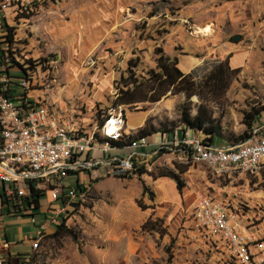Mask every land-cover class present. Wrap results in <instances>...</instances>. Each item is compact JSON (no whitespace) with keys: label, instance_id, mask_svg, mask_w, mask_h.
Returning a JSON list of instances; mask_svg holds the SVG:
<instances>
[{"label":"rangeland","instance_id":"obj_1","mask_svg":"<svg viewBox=\"0 0 264 264\" xmlns=\"http://www.w3.org/2000/svg\"><path fill=\"white\" fill-rule=\"evenodd\" d=\"M8 22L18 60L46 59L34 71L37 81L29 94L44 96L62 109L59 115L85 131L110 110L133 112L143 106L153 112L145 123L170 130L183 109L194 114L204 106L219 122L224 141L232 143L245 129L243 113L264 104V0H34ZM157 47L176 56L181 70L185 58L197 57V65L184 72L197 85L195 93L167 91L134 107L115 105L122 77L132 78L129 62L135 60L134 75H145L155 67ZM237 53L242 60L233 67L230 57ZM221 60L236 70L227 72L224 90L214 92L209 71ZM149 164L142 175L96 170L85 177L84 199L61 214L76 240L51 236L48 228L35 251L26 239L11 247L17 254H1L9 264H20L14 258L28 254L34 264H240L222 239L196 227L193 206L208 194L238 212L242 232L253 240V260L264 264V167L217 174L202 163H181L170 152ZM161 170L179 174L183 186L158 176ZM162 179L165 184L159 186ZM77 182L76 172L62 180L64 185ZM49 201L46 194L43 214L52 213ZM4 233L19 239L34 229L27 215L3 213L0 240Z\"/></svg>","mask_w":264,"mask_h":264},{"label":"built area","instance_id":"obj_2","mask_svg":"<svg viewBox=\"0 0 264 264\" xmlns=\"http://www.w3.org/2000/svg\"><path fill=\"white\" fill-rule=\"evenodd\" d=\"M33 1L0 0V33L6 24L10 26L9 17L18 14ZM36 78L37 72L28 71L17 78L0 69V216L2 198L13 199L34 227V233L28 237L32 251L42 242L49 225L55 224L61 214L85 197L87 185L79 184L77 187L62 183L67 174L78 170L93 173L97 170L96 166L102 165L106 168L103 174L122 175L132 171L136 155H148L143 151L148 139L143 136L123 147L127 150L123 156L107 155L105 159L88 157L96 150L108 153L114 147L110 140L123 136V111L110 110L96 129L78 130L39 98L29 97ZM108 127L113 129L109 131ZM95 133L106 139L101 141ZM141 150L142 153H139ZM155 152L157 157L163 152L175 154L181 163L205 164L217 174L260 170L264 167V108L252 125L249 137L241 142L209 145L203 143L198 134L188 130L178 138L161 139ZM148 164L146 168L150 169ZM29 190L40 192L38 206L31 201L26 205ZM46 194L50 199V216L41 210V201ZM57 200L60 203L51 204ZM192 216L199 231L222 239L228 254L238 263L256 264L250 250L253 240L242 232L238 212L229 209L224 199L208 194L199 196ZM23 258L25 264H34L31 254ZM0 264H8L1 253Z\"/></svg>","mask_w":264,"mask_h":264},{"label":"trees","instance_id":"obj_3","mask_svg":"<svg viewBox=\"0 0 264 264\" xmlns=\"http://www.w3.org/2000/svg\"><path fill=\"white\" fill-rule=\"evenodd\" d=\"M15 33L13 31L12 26H8L4 28V31L0 33V69L6 72H21L20 75H15L11 73L13 76L19 78L23 77L25 72H34L38 65L42 64L46 61L45 58L39 61H35L31 58H23L19 59L16 56V51L14 44ZM17 49V48H16ZM157 53V57L155 59V67L149 68L145 72V75H140L137 77L134 75V69L132 67L136 66L135 60L129 62L128 72L131 74V79L122 77V85L119 87V92L117 94L116 99L114 100V104H125L131 107L136 106L137 102H145V101H156L160 99L167 91L172 93L178 91H186L187 95H191L195 93L196 89L194 86H197L192 79H190V75L184 73L178 66V58L176 56H168L162 53V48L157 47L155 49ZM14 70V71H12ZM231 70L226 61H218L209 72V79L212 80V83L209 86L214 89V92H219L222 88L226 86L225 79L229 76L227 72L235 71ZM216 90V91H215ZM264 108V104L260 107H252L251 110H246L243 113L242 123L245 126V129L242 133L236 136V140L232 143H226L222 138L220 132V124L219 122L211 115V111L204 106H199L194 114H191L187 110H182L179 117V124L175 125L174 128H170V130L166 129H158L156 127H152L149 123H145L142 127L138 128L134 134L124 135L117 140H110L113 146L125 147L131 144L134 140L143 137L150 136L157 130H160L162 133H172L176 130H179V133L183 135L186 131L190 130L194 133L201 134V139L203 143L209 145H232L238 142H241L247 139L251 132V127L256 121V118L259 116L261 110ZM140 109H145V107H141ZM107 117L105 114L99 121V126L103 123L104 119ZM175 130V131H174ZM96 137L103 141L106 138L100 136V134L95 133ZM149 163V160L146 159L145 156L136 155L133 158V169L130 171L131 173L138 175H142L146 172V165ZM129 172V173H130ZM158 176L168 177L175 181L177 187L183 186L182 180L179 178V174L174 171L161 170L158 172ZM125 176H127L125 174ZM77 187L80 185L77 183ZM40 193V192H39ZM38 192H31L29 190V196L26 197V205L30 204V201L33 202L35 206H38V199L40 196ZM30 197V199H28ZM23 201V200H22ZM1 214L5 213L7 215L12 216H20L25 215L22 211L17 207L18 204L14 203L13 199L2 198L1 201ZM23 208L26 206L23 205ZM64 218L62 215L59 216L58 221L53 224L51 229V236L56 235H69L74 240L77 239L75 233L67 227L64 223ZM153 228V226H151ZM8 257L10 254L6 253ZM20 264H25V261L20 258H14ZM9 262V261H8ZM9 264V263H8Z\"/></svg>","mask_w":264,"mask_h":264},{"label":"crops","instance_id":"obj_4","mask_svg":"<svg viewBox=\"0 0 264 264\" xmlns=\"http://www.w3.org/2000/svg\"><path fill=\"white\" fill-rule=\"evenodd\" d=\"M230 60L234 64L233 67H237V66H239V64H240V62L242 60V54H240V53L234 54V55H232L230 57ZM198 61L199 60L197 59V57L188 56L183 61V63H182L183 65L182 64L180 65V66L183 67L182 71L183 72H189L192 68H194L197 65ZM29 97L32 98V99L39 98V100L44 102L46 105L50 106L52 108L53 112H56L58 115L60 113H62L61 112L62 109L61 110L60 109L57 110L56 107H53V105L51 103L49 104V102L44 98V96H41L40 94H36L35 96H33V94H29ZM159 103H161V102H159ZM161 104L163 105L165 103H161ZM151 113H153V112L149 111L148 108L139 109V110L133 111V112L123 111V114H124L123 134L124 135L132 134V130H135L136 128L142 127L145 124L147 118L149 116H151ZM108 114H109V112L107 113V116H108ZM65 119L69 121L68 117H66ZM76 123L77 122L73 121V124H72V122H71V124L76 129H79V130L83 131L84 129L78 128L76 126ZM98 126H99V124L94 126V127H92V128H89V130L96 129ZM178 136H181V134L179 133ZM146 137L148 139V145L144 148L143 151H144V153L148 154L145 157H146V159H148L150 161L153 158L157 157V155H156L157 153L155 152V148H156L157 144L160 142V140L161 139H166L167 137H169V138L174 137V135H172V133H169V132L168 133H162L160 130H157L156 132H154L150 136H146ZM126 151H127L126 148L119 147V146L115 145L108 153H103V152H100V151L96 150V151L90 152L89 153L90 156H88V157H92V158H96V159H105L107 155H110V156L111 155L123 156L126 153ZM139 153H142V150ZM96 169L101 174H103V172H105V170H106V168H104V166H102V165L101 166H96ZM79 171H84V172H79ZM76 173H77V180H78L77 183L80 184V185H87L86 184L87 183V179H85V177H87V176L90 177L91 171H89V170H78V171H76ZM165 181H166V179H162V182H160L161 184H159V186L162 185V184H165ZM70 186H72V185H70ZM42 201H43V199H42ZM43 209L44 208L42 207L41 210H43ZM10 216H12V215H10ZM47 216H50V214H48ZM41 219H42V216L38 217V221H40ZM51 227H53V224L49 225L48 228H51ZM33 229H34V227H33ZM28 237H31V236H29L27 233H23L22 235H20L19 239H14V237L11 238L7 234L4 233L3 234V238L0 240V253H3V251L5 250V253L8 252L11 256L14 255V254H17L18 251H12L11 247H13L16 244V241H18V240L26 241V239L28 240ZM27 242L29 244V240ZM1 250H3V251H1Z\"/></svg>","mask_w":264,"mask_h":264},{"label":"bare ground","instance_id":"obj_5","mask_svg":"<svg viewBox=\"0 0 264 264\" xmlns=\"http://www.w3.org/2000/svg\"><path fill=\"white\" fill-rule=\"evenodd\" d=\"M113 128L112 127H108V130L110 131V130H112Z\"/></svg>","mask_w":264,"mask_h":264},{"label":"water","instance_id":"obj_6","mask_svg":"<svg viewBox=\"0 0 264 264\" xmlns=\"http://www.w3.org/2000/svg\"><path fill=\"white\" fill-rule=\"evenodd\" d=\"M237 37H233V39H236Z\"/></svg>","mask_w":264,"mask_h":264}]
</instances>
